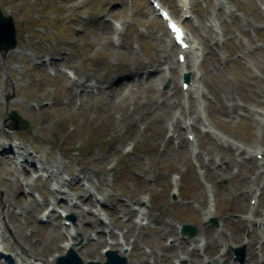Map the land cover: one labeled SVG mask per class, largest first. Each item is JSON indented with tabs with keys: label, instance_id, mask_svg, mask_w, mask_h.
I'll list each match as a JSON object with an SVG mask.
<instances>
[{
	"label": "rangeland",
	"instance_id": "374dc122",
	"mask_svg": "<svg viewBox=\"0 0 264 264\" xmlns=\"http://www.w3.org/2000/svg\"><path fill=\"white\" fill-rule=\"evenodd\" d=\"M186 1L191 16L183 25L200 59L187 70L203 91L200 109L194 96L180 92L176 49L146 0H0L1 13L12 17L17 32L16 49L0 54V91L9 79L19 103L6 109L0 93V114L8 125L13 111L27 121L17 131L20 152L33 156L26 167L51 161L59 166V180L73 184L71 178L79 176L97 197L113 196L107 209H97L84 192L61 188L54 179L44 183L46 173L40 171L35 182L37 174L4 163L0 199L8 197L11 218L32 201L37 207L45 202L44 210H54L53 225L61 227L55 209L64 197L75 204L72 224L90 208V222L77 228L94 239L78 251L84 261H103V249L123 246L132 247L127 264H235L230 247L246 244L244 264H264V229L242 221L250 216L264 224V165L207 130L264 152V0ZM161 2L181 19L177 0ZM115 21L119 36L112 31ZM153 66L159 73L145 80L143 69ZM68 74L98 89L70 86ZM187 123L193 125L194 155L185 141ZM9 129L0 135L14 139ZM6 137L0 136L5 145ZM14 177L23 186L18 192ZM173 188L177 202L170 197ZM52 189L61 195L54 197ZM207 194L222 231L204 221ZM138 206L148 212L143 220L134 212ZM96 215L105 224L98 226ZM187 223L196 227L200 244L179 236L177 225ZM14 228H21L26 247L36 243L44 260L62 251L66 238L54 227L27 225L23 215L8 225Z\"/></svg>",
	"mask_w": 264,
	"mask_h": 264
},
{
	"label": "bare ground",
	"instance_id": "6f19581e",
	"mask_svg": "<svg viewBox=\"0 0 264 264\" xmlns=\"http://www.w3.org/2000/svg\"><path fill=\"white\" fill-rule=\"evenodd\" d=\"M181 3V6H185L186 7V2L183 0V1H180ZM118 27L117 26H114V32L117 33L118 31ZM169 45H170V48H171V44L169 42ZM187 52V51H186ZM172 62V61H171ZM195 62H196V59L195 58H191V61H190V66L193 67L195 65ZM173 63V62H172ZM183 66V65H182ZM180 71L181 73L185 71V68L182 67L180 68ZM154 73V71H152L150 73V75H152ZM155 75V74H154ZM153 75V76H154ZM3 91H0L1 93V96L3 97L4 99V102L2 104H4V107L6 109H12L14 107H19V103L16 101L15 97L13 98V91H11L10 87H13V85H11V82H9V79H4L3 81ZM70 86H74V87H79V86H82L81 83L77 84V83H74L73 81L69 84ZM191 91L193 95L195 96H198L199 95V86H195V85H191V87H189V89H187V91ZM12 97V99H11ZM264 115V114H262ZM264 119V116L259 120L260 122H262V120ZM176 123V122H175ZM7 124V125H6ZM0 130H3L9 126L8 125V121L7 119L5 118V115L4 114H0ZM193 125L191 123H188V124H185V128H188V127H192ZM39 129H42L41 127H38ZM31 133V136L34 137L33 133L35 132H30ZM212 133V132H211ZM215 134V132H213V135ZM1 137H6L4 133H2L0 135ZM216 137V140H219L221 141L222 143H224V145L227 143L228 145L232 146V147H235V149L237 150H242L243 152L246 153L247 157L250 159V158H254L256 155L258 154H261L264 156V153L263 152H260L259 150H247V149H242L241 146H238L236 144H234L230 139H227L226 137H222V135L220 134H215L214 135ZM39 137L37 136V139ZM11 138L10 137H6L5 140H8ZM180 144H184V141L181 139L180 140ZM15 148H17V146H14ZM11 146H6L4 145L2 142H0V158L2 160V162L0 163V165L4 164V163H8V164H14V165H18L19 167V171L22 172L24 175L25 174H28V173H31V172H44L46 173V178L45 181H51V180H55V183L56 185H60V187L62 188V185H68L67 181L66 180H59L58 179V176L60 175V169H59V166L57 164H54L53 162L51 161H45L41 164L40 166V169L37 170L35 169V167H32L30 166L31 168L30 169H26L24 164L22 163L23 161H20L19 158H21L22 156H18L17 159H15V156H14V153L13 151H11ZM18 150H21V149H18ZM20 152V151H19ZM35 154H36V159L40 160L39 157L37 156V151H34ZM192 152L194 153V149L192 148ZM20 154L22 155V152H20ZM26 160L30 159L32 160L33 156H31L30 154H27L25 155V157H22ZM28 158V159H27ZM16 160V162L14 160ZM255 161L259 162V164H264L263 163V160L262 161H258L255 159ZM51 168V169H50ZM50 169V170H49ZM83 173V171H82ZM83 177H85L86 175L83 173ZM37 178V177H36ZM72 179H77V176H73ZM14 181V188H15V192H18L19 188L20 189H23L22 187L23 186H18L17 185V181L15 179V177L13 178ZM2 181L0 180V183ZM76 184L79 183V180H75ZM3 183V182H2ZM27 185V184H26ZM6 186V185H5ZM26 187V186H25ZM80 186L77 185L75 187H72L73 190L75 191H81V189L79 188ZM5 191L8 193V190L5 189ZM87 191V192H86ZM84 192L88 193L87 194V200H89V198H93V193L91 191H88L86 190ZM59 190L58 189H55L53 194L54 195H59ZM9 194V193H8ZM8 197L6 198H1L0 199V255H1V259H3L5 262L7 263H0V264H52L55 259L59 256H61L62 254L60 252L57 253L56 256L52 257L51 260H44V257H45V253L42 252H39L37 250V248L34 247V245L32 246V249L31 248H28V246L26 247V245L23 244V241H24V238L23 235L21 234V228H14V231H9L8 229V225L9 224H12V221H14V219H17V215H14L13 218L9 217L8 216V212H10V214H13L14 211H13V206H11L9 203H8V200H7ZM5 199V200H4ZM68 198L65 199V202H67ZM86 200V201H87ZM95 202H97V200L94 199ZM212 201V196H208V202ZM69 203L71 204V200L69 201ZM211 203V202H210ZM61 205L63 206L64 204L61 203ZM72 206H75L74 204L70 205V208ZM69 208V214H71V210ZM40 210V209H39ZM28 212V209L26 208V210ZM212 210L206 212V214L204 213V220L208 221L210 218H213L214 214L211 212ZM6 212V213H5ZM141 215H146L147 212H144V210L142 211V209L139 211ZM30 213V212H29ZM51 213V211L48 212V215ZM84 217L83 215H80V213H78V218H77V221L78 223L80 224V228H83L82 224H86V223H89L90 220L89 218H87L89 215L91 217V210L90 208L88 210H86V213H84ZM4 216H6V221L4 220V218L1 220V218ZM92 218V217H91ZM250 219V218H249ZM248 218H246L247 221H249ZM129 218H126V221H128ZM31 221H33V216L29 215L26 223L27 225H30ZM50 221V220H49ZM96 221H98L99 223H97ZM84 222V223H83ZM95 222L98 224V226H100V224H102L103 222L99 219H95ZM252 224H256L258 223V221H254V220H251L250 221ZM79 224H74L72 226L73 230H67L65 227H59L57 226V230H59V235L61 236H66V242H64L63 246H62V250L64 251H67V249H72L74 250V242L73 240H76L77 236V228L79 227ZM61 236V237H62ZM86 243H83L84 244H87L89 242V239H83V242ZM198 243L200 244L201 243V240L198 239V236L195 237L192 241V243ZM121 244V243H120ZM109 245H115V244H109ZM122 245V244H121ZM120 250H123V253L125 252H128L127 254H129L131 251H132V247H130L128 249L127 248H124L123 249V246ZM10 255V256H9ZM10 257V258H9ZM18 262V263H17Z\"/></svg>",
	"mask_w": 264,
	"mask_h": 264
},
{
	"label": "water",
	"instance_id": "95a60500",
	"mask_svg": "<svg viewBox=\"0 0 264 264\" xmlns=\"http://www.w3.org/2000/svg\"><path fill=\"white\" fill-rule=\"evenodd\" d=\"M0 12V51H8L10 49L15 48L16 46V31L14 28V24L12 18L10 16H2ZM11 119L17 123L18 118L15 114L11 115ZM195 228L183 226L182 233L187 235H195ZM244 248L238 251V253L243 257ZM108 262L106 264H120L121 261L119 258H116L114 253L109 252L107 254ZM241 257V260H242ZM123 263V261H122ZM58 264H82L81 260L73 253L69 252L68 256L58 260ZM92 264V263H89Z\"/></svg>",
	"mask_w": 264,
	"mask_h": 264
}]
</instances>
